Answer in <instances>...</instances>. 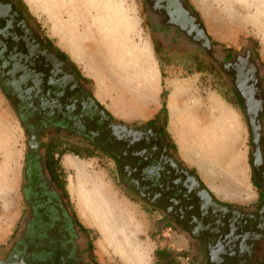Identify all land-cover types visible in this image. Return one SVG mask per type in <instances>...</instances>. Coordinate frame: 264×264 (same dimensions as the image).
<instances>
[{
	"label": "flooded vegetation",
	"instance_id": "flooded-vegetation-1",
	"mask_svg": "<svg viewBox=\"0 0 264 264\" xmlns=\"http://www.w3.org/2000/svg\"><path fill=\"white\" fill-rule=\"evenodd\" d=\"M143 3L154 48L207 56L241 107L254 199H217L178 158L163 118L129 123L104 112L87 80L40 34L20 0H0V87L27 136L23 210L11 241L0 248V264H99L61 168L62 150L81 154L88 147L114 161L124 189L159 214L161 230L186 238L190 264H264V66L251 45L235 51L214 42L189 0Z\"/></svg>",
	"mask_w": 264,
	"mask_h": 264
},
{
	"label": "rangeland",
	"instance_id": "rangeland-1",
	"mask_svg": "<svg viewBox=\"0 0 264 264\" xmlns=\"http://www.w3.org/2000/svg\"><path fill=\"white\" fill-rule=\"evenodd\" d=\"M20 2L40 34L84 76L94 100H105L111 109V101L125 94L128 99H118L116 107L136 111L146 96L141 87L147 77L152 96L154 92L152 104H165L156 118H163L178 158L220 201L254 199L249 134L241 107L207 56L197 55V61L192 52L165 54L154 48L143 0ZM189 2L214 42L235 51L251 45L264 66V0ZM26 148L21 120L0 87V248L11 241L23 210ZM87 149L79 156L64 153L61 168L74 211L92 234L95 261L132 263L120 258L112 236L116 218H125L134 225L139 243L148 247L147 264H158L157 248L170 251L174 264H190L186 238L171 228L161 230L159 214L124 189L114 161L95 148Z\"/></svg>",
	"mask_w": 264,
	"mask_h": 264
},
{
	"label": "bare ground",
	"instance_id": "bare-ground-1",
	"mask_svg": "<svg viewBox=\"0 0 264 264\" xmlns=\"http://www.w3.org/2000/svg\"><path fill=\"white\" fill-rule=\"evenodd\" d=\"M147 81V77L143 78ZM244 81L237 83V87L241 94L245 96L247 100L248 92L247 86H244ZM116 232L113 233V240L118 245V250L120 251L119 256L122 259H130L132 263L126 262V264H147L148 263V247L147 245L142 246L135 234V228L132 222H129L127 219L116 218ZM116 224V223H115ZM115 227V225H114Z\"/></svg>",
	"mask_w": 264,
	"mask_h": 264
},
{
	"label": "crops",
	"instance_id": "crops-1",
	"mask_svg": "<svg viewBox=\"0 0 264 264\" xmlns=\"http://www.w3.org/2000/svg\"><path fill=\"white\" fill-rule=\"evenodd\" d=\"M156 77V74H155ZM156 81H157V77L155 79V87H156ZM148 83V85H147ZM122 87V85H120V88ZM151 83H149L148 81H146V84H144V86L141 87V91H143L145 93V97L144 99L141 101H143L142 106L139 107L138 110L136 111H130V112H126L125 110H123L122 108H118L116 107V101L118 99H120L122 102H125L124 99H128L126 98L125 94H122L120 96H118L116 99H114L113 101H111V109L109 108V106H107L105 100L102 101L99 98H97V101L115 118L118 119H122V120H128V121H138V122H145L148 120H151L152 118H155L156 116L161 114V106L162 103H160L159 100H157L154 104H152L151 100L153 101L154 98V92H153V96L150 93L151 92ZM111 96V95H110ZM119 100V102H120ZM118 102V103H119ZM128 102V101H127ZM115 103V105H114ZM130 119V120H129Z\"/></svg>",
	"mask_w": 264,
	"mask_h": 264
},
{
	"label": "trees",
	"instance_id": "trees-1",
	"mask_svg": "<svg viewBox=\"0 0 264 264\" xmlns=\"http://www.w3.org/2000/svg\"><path fill=\"white\" fill-rule=\"evenodd\" d=\"M20 1H22V0H20ZM57 49V48H56ZM59 52H60V54L62 55V56H64V57H66V58H68L67 56H66V54L64 53V52H62L61 50H59V49H57ZM72 64H73V62H71ZM74 65V64H73ZM75 66V65H74ZM76 67V66H75ZM163 93V92H162ZM165 109V104L162 102V106H161V111H163ZM156 118V117H155ZM152 120V119H151ZM166 124H165V122H164V126H165ZM166 127V126H165ZM64 153H66V150H62L61 151V155L62 154H64ZM75 155H81L77 150H75L74 152H73ZM75 216H76V219H77V221H78V223L80 224V222H79V219H78V217H77V214L75 213ZM81 225V224H80ZM154 254H155V256H156V261L158 262V264H174V260H175V258H174V255L170 252V251H168L167 249H165V248H157L155 251H154Z\"/></svg>",
	"mask_w": 264,
	"mask_h": 264
},
{
	"label": "water",
	"instance_id": "water-1",
	"mask_svg": "<svg viewBox=\"0 0 264 264\" xmlns=\"http://www.w3.org/2000/svg\"><path fill=\"white\" fill-rule=\"evenodd\" d=\"M202 30V29H201ZM203 31V30H202Z\"/></svg>",
	"mask_w": 264,
	"mask_h": 264
}]
</instances>
